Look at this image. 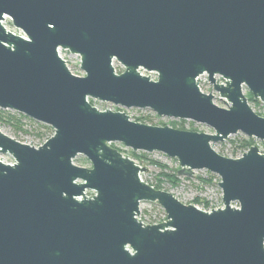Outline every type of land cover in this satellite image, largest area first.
Returning a JSON list of instances; mask_svg holds the SVG:
<instances>
[{"label":"water","instance_id":"water-1","mask_svg":"<svg viewBox=\"0 0 264 264\" xmlns=\"http://www.w3.org/2000/svg\"><path fill=\"white\" fill-rule=\"evenodd\" d=\"M57 48L78 54L84 74ZM203 73L226 107L199 89ZM244 89L264 103V0H0V109L53 130L39 145L0 130V153L13 158L0 159V264H264V149L211 145L237 132L264 143ZM88 98L213 133L135 121ZM113 142L175 158L177 174H216L222 205L154 188L140 175L147 162ZM142 201L166 218H139Z\"/></svg>","mask_w":264,"mask_h":264},{"label":"rangeland","instance_id":"rangeland-1","mask_svg":"<svg viewBox=\"0 0 264 264\" xmlns=\"http://www.w3.org/2000/svg\"><path fill=\"white\" fill-rule=\"evenodd\" d=\"M3 23L9 28H13L17 32L19 31L18 29L12 26L9 19L4 20ZM112 65L117 73L123 70V66L119 64L117 61H113ZM201 79L204 81L201 88L205 91L207 90L210 92L211 85L208 83L207 76H202ZM215 80L217 83L223 81V79L219 78L218 76H215ZM245 91L247 90L244 89V93ZM212 94L214 95V102L217 105L221 107H226L224 101L219 98L218 93L213 91ZM89 99L91 98H88V100ZM91 100H92L91 104L99 110H104L107 108L113 111H125L129 113L132 117H137V116L150 117L153 122H159V121L168 122L170 120L173 121L181 120V119H173L168 117L157 116L150 109H139V108L126 109L120 106H114L111 103L101 102L96 99H91ZM249 105L255 112L259 113L261 116L264 117V103L260 102L259 100H255L254 102H249ZM184 121H185L184 122L185 126H188L189 123L192 122L194 127L199 132L213 133V130L205 124L196 123L191 120H184ZM44 126L50 127L49 125H46L41 122H37L27 117V119L24 120V125H23V128L25 129L24 132L22 131L14 132L13 129H11L10 127L1 124H0V130L6 132L7 134L19 140L39 145L41 144V139L40 137L37 136V133L46 132L47 134H50L51 132H53L51 127H50L51 130L49 131L45 129ZM248 138L249 137H247L245 134L241 132H237L235 134L229 135L223 141L211 142V145L222 151L224 155H240L246 149L240 147L239 144L241 143V141H244ZM252 139H253L252 144L255 142L262 149H264V143L262 141L255 138ZM110 145L115 148H119V150L125 154L127 151L131 150L129 148L124 147L121 143L118 142H113ZM133 152L139 154L143 151H133ZM147 155L150 159L156 160L166 165L167 168L163 172L172 173L175 169L179 168L178 162L175 158H169L161 152H150L147 153ZM0 159L6 163L13 162L12 156L8 153H0ZM73 161L75 164L90 166L89 161L83 155H77L73 159ZM139 163L142 164L143 162H139ZM159 172H160L159 167L147 163V171L141 173L140 175L141 178L146 183L149 182L154 184L156 181L155 179H160L162 190L168 191L169 189H171L181 200L194 202L195 199H198V200L206 201L208 203L209 208H211L212 205H222L221 189L218 186L219 177L216 174L211 173L205 169L195 170V173H192L191 176L178 174L177 175L178 181L173 184L168 179H166L165 176H160ZM199 205L202 206L201 204ZM139 216L141 219H144L148 222L157 221L164 218L165 212L163 208L155 202L142 201L140 203Z\"/></svg>","mask_w":264,"mask_h":264},{"label":"trees","instance_id":"trees-1","mask_svg":"<svg viewBox=\"0 0 264 264\" xmlns=\"http://www.w3.org/2000/svg\"><path fill=\"white\" fill-rule=\"evenodd\" d=\"M245 96L247 97L248 102H254L255 101V99L252 97V95L249 91H245ZM89 102L91 103L92 100L89 99ZM257 114L260 115L259 113H257ZM26 119H27V117L25 115L18 113L16 111L7 110V109H0V124L10 127L11 129H13L14 132H19V131L24 132L25 131V129L23 128V125H24V120H26ZM134 120L139 121V122H143V123L152 124V125H165V124H167L173 128H177V129L197 131V129L194 127L192 122H190L188 126H185L184 120H179V121L170 120L168 122H161V121L153 122L152 119L150 117H147V116H137L134 118ZM44 128L49 130V131L51 130L50 127H48V126H44ZM52 133L53 132H51L50 134H47L46 132H44V133L39 132V133H37V136L40 137L41 143H42L48 137H50L52 135ZM252 141H253L252 138H248L244 141H241L239 146L244 148V149H248L252 145ZM117 149L119 150V148H117ZM125 155H128V156L130 155L133 159H136L139 162H147L151 165H155V166L159 167L160 168L159 175L165 176V178L168 179L173 184L178 181V176H177L178 175L177 174L178 169H175L172 173L163 172L167 168L166 165H164V164H162L156 160L150 159L148 157L147 153L141 152V153L137 154V153L133 152L132 150H129L126 152ZM155 180L156 181L154 184L149 183V182H147V183L156 189H162L160 179H155ZM193 203L194 204H201L203 206V209H211V208H209L208 203L206 201L195 199ZM150 222H153V221H150Z\"/></svg>","mask_w":264,"mask_h":264},{"label":"built area","instance_id":"built-area-1","mask_svg":"<svg viewBox=\"0 0 264 264\" xmlns=\"http://www.w3.org/2000/svg\"><path fill=\"white\" fill-rule=\"evenodd\" d=\"M6 19H9L8 17L5 16L4 20ZM4 20L2 21V24L10 31L16 33V34H19L21 36H24V34L19 30L18 32L15 31V29L13 28H9L7 27L3 22ZM57 53L58 55L60 56V58L63 59V61L65 62L67 68L69 69V71L74 74V75H83L84 73L81 71L80 69V57L78 54H73L71 52H69L67 49H62V48H57ZM142 74H145V75H149L151 79L155 80L156 79V73L153 72V71H150V72H146L142 69L139 70ZM202 76H207L206 74H201L199 75L197 78H196V81L198 83V87L199 89L202 91V92H205V93H208L209 91H205L201 88V86L203 85L204 81L201 79ZM219 78H222L220 76H218ZM223 79V78H222ZM208 80V79H207ZM224 82V79L223 81H221L220 83H223ZM209 83V82H208ZM210 84V83H209ZM211 85V84H210ZM214 90L212 88V85H211V89H210V92L212 93ZM217 93V92H216ZM129 115V118L134 120L135 117H132L129 113H127ZM233 205H237L236 203H234ZM206 210H210V209H206ZM138 217L140 218V216L138 215ZM164 218H166V213H165V216ZM154 222V221H153Z\"/></svg>","mask_w":264,"mask_h":264}]
</instances>
